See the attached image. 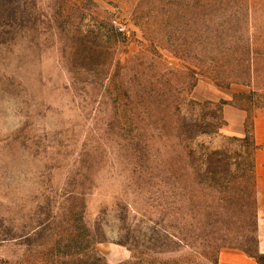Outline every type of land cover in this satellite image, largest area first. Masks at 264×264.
I'll return each mask as SVG.
<instances>
[{
  "label": "rangeland",
  "instance_id": "rangeland-1",
  "mask_svg": "<svg viewBox=\"0 0 264 264\" xmlns=\"http://www.w3.org/2000/svg\"><path fill=\"white\" fill-rule=\"evenodd\" d=\"M257 116L264 0H0V264L255 251V218L224 206Z\"/></svg>",
  "mask_w": 264,
  "mask_h": 264
},
{
  "label": "crops",
  "instance_id": "crops-1",
  "mask_svg": "<svg viewBox=\"0 0 264 264\" xmlns=\"http://www.w3.org/2000/svg\"><path fill=\"white\" fill-rule=\"evenodd\" d=\"M224 117L227 121L225 128L227 135L234 137L245 135L246 112L228 105L224 107ZM253 130L257 147L255 153V203L258 250L264 254V116L255 117ZM220 264H258V262L240 250L224 249L220 255Z\"/></svg>",
  "mask_w": 264,
  "mask_h": 264
},
{
  "label": "trees",
  "instance_id": "trees-1",
  "mask_svg": "<svg viewBox=\"0 0 264 264\" xmlns=\"http://www.w3.org/2000/svg\"><path fill=\"white\" fill-rule=\"evenodd\" d=\"M190 102H192L191 99H189ZM253 125H254V121L252 123L251 126V133H252V137L254 139V130H253ZM248 133V132H247ZM237 139V138H236ZM247 139V135L244 138V140ZM238 140V139H237ZM254 145H255V141H254ZM255 149H257L256 145H255ZM255 160H254V165L253 167L248 168V170H238L237 174L240 176L244 181L245 184H238V186L234 183L233 178H232V174L230 172L229 169H225L226 170V183L228 186H232V187H237V197H235V199L233 200H229L228 202H226V206H224V209H226L227 207H230L229 210L232 211L233 209H236L238 212H240V214L242 215H248V217L250 218H255V224H256V235H257V215H256V203H255ZM168 175L171 176H175V172L172 170H169V172H167ZM219 174V173H217ZM253 174V175H251ZM248 176L251 177V182L250 180L247 182V178ZM232 178V179H231ZM247 183H249L248 187L246 186ZM250 186V187H249ZM230 187H225V190H228ZM256 241H257V247L255 251H252L251 249H247L245 247H238V246H232V245H227L222 247L221 249H237L240 250L242 252H244L246 255H248L249 257L255 258L258 262V264H264V254H261L258 250V237L256 236ZM174 264H184L183 261L178 260V261H174ZM217 264H219V262H217Z\"/></svg>",
  "mask_w": 264,
  "mask_h": 264
}]
</instances>
